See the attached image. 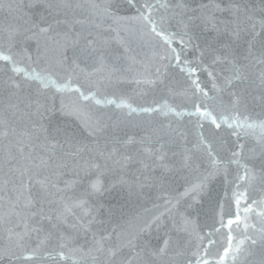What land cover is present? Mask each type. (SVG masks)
Returning <instances> with one entry per match:
<instances>
[{
	"label": "snow or ice",
	"instance_id": "1",
	"mask_svg": "<svg viewBox=\"0 0 264 264\" xmlns=\"http://www.w3.org/2000/svg\"><path fill=\"white\" fill-rule=\"evenodd\" d=\"M0 264H264V0H0Z\"/></svg>",
	"mask_w": 264,
	"mask_h": 264
},
{
	"label": "water",
	"instance_id": "2",
	"mask_svg": "<svg viewBox=\"0 0 264 264\" xmlns=\"http://www.w3.org/2000/svg\"><path fill=\"white\" fill-rule=\"evenodd\" d=\"M249 4H251L254 7H258L260 4V0H246Z\"/></svg>",
	"mask_w": 264,
	"mask_h": 264
}]
</instances>
